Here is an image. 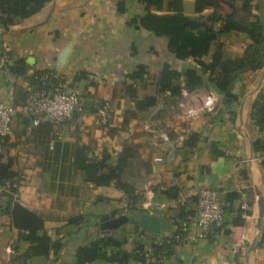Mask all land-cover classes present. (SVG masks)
<instances>
[{"label":"crops","instance_id":"1","mask_svg":"<svg viewBox=\"0 0 264 264\" xmlns=\"http://www.w3.org/2000/svg\"><path fill=\"white\" fill-rule=\"evenodd\" d=\"M191 2L184 0L187 14ZM259 2L264 22V0ZM143 12L139 0H47L34 13L0 25V52L9 64L19 62L15 70L0 69V100L20 103L27 87L39 85L37 77L77 91L84 104L73 120L33 125L22 112L13 115L11 133L0 142V162L14 173L0 183V264H74L77 246L104 234L122 240L113 251L134 253L140 245L141 258L87 264H264L257 226L259 197L264 201V126L252 115L264 94V60L240 73L227 100L210 77L178 96L159 93L164 63L175 69L197 65L192 57H175L165 37L138 26L132 16ZM220 39L228 57H240L249 42L235 30ZM139 65L142 77H129ZM208 90L216 94L213 110L185 118L180 101L187 95L198 106ZM145 95L157 101L137 111L133 98ZM103 100L110 108L104 124L94 115ZM78 148L87 158L105 155L108 165L127 152L121 177L132 186L131 196L114 182L86 181L74 163ZM204 186L221 194L226 215L220 227L201 235L193 199ZM9 199L42 216L35 234V242L48 236L42 252L28 250L30 240L3 210ZM122 212L154 215L158 230L127 221L102 233L100 223Z\"/></svg>","mask_w":264,"mask_h":264},{"label":"trees","instance_id":"2","mask_svg":"<svg viewBox=\"0 0 264 264\" xmlns=\"http://www.w3.org/2000/svg\"><path fill=\"white\" fill-rule=\"evenodd\" d=\"M46 1L0 0V25L7 26L16 19L34 13ZM139 2L144 12L132 16L137 25L151 31L156 36L165 37L167 48L175 57L179 59L192 57L197 65H185L181 69H175L164 63L158 76L157 91L159 93L166 94L165 91L168 90L169 93L166 95L178 96L183 89L191 90L198 87L204 83L205 77H210L213 86L227 100L234 97L231 88L240 73L262 66L264 22L260 13L259 0H192V14L185 13L184 0H139ZM224 5L229 10L222 12ZM157 10L164 11L157 12ZM231 30L245 33L249 38L240 57H228L224 54V42L220 39V35ZM16 63L18 65L16 64L15 67L14 64L8 62L7 67L15 70L19 67V62ZM142 69L143 66L139 65L128 76L140 79ZM33 82L40 83L37 86H30L31 88H43L50 85L49 82L40 81L37 77ZM127 91L134 97L135 89L131 84L127 86ZM261 96L260 100L254 103L252 115L260 125L264 126V94ZM133 100L134 108L137 111H143L154 105L157 97L145 95L141 98L135 97ZM103 102L104 100L98 103L94 111ZM133 114L131 111L128 113L129 116ZM126 117L127 115L124 119ZM126 154L127 152L119 154L116 163L108 165L105 155L98 160L87 158L82 148H78L74 163L83 172L86 181L95 185L114 182L118 188L131 196L132 186L121 177L123 166L126 163ZM262 163L264 164V157ZM13 175V171L8 168L7 164L0 162V183L12 178ZM3 210L10 214L11 222L20 230L21 237L30 240L28 250L34 253L42 252L46 247L48 236L43 234L40 241L35 242V234L43 226L42 216L10 199ZM121 243L120 238L112 235L97 236L89 244L77 246L74 264H87L96 258L118 262L131 256L141 258L138 256L140 245H137L134 253L113 251V247H118Z\"/></svg>","mask_w":264,"mask_h":264},{"label":"built area","instance_id":"3","mask_svg":"<svg viewBox=\"0 0 264 264\" xmlns=\"http://www.w3.org/2000/svg\"><path fill=\"white\" fill-rule=\"evenodd\" d=\"M8 62L7 55L0 52V69L7 68ZM165 92L166 94L169 93L168 90ZM209 95L216 97L214 91L208 90L201 98L198 106L190 105L187 100L188 97L185 95L180 101L183 116L187 119L196 118L197 116L186 117L187 109L201 107L203 98ZM17 111L28 117L33 125H37L42 121L73 120L82 113V98L77 91L66 89L61 82L57 81L43 88L27 87L25 97L20 103L0 100V142L10 135L12 118ZM109 111V102L104 101L94 111L96 120L104 124L109 117ZM203 112H208V110L204 109L200 114ZM145 128L148 131H155V128L148 124H145ZM163 136L167 137L165 134ZM193 200L196 208V224L201 235L223 224L226 215L225 202L216 189L204 186L194 193ZM240 206L245 207V203L242 202ZM262 237L264 241V218Z\"/></svg>","mask_w":264,"mask_h":264},{"label":"water","instance_id":"4","mask_svg":"<svg viewBox=\"0 0 264 264\" xmlns=\"http://www.w3.org/2000/svg\"><path fill=\"white\" fill-rule=\"evenodd\" d=\"M65 52V51H64ZM63 52V55H64ZM259 202V210H258V216H257V226L261 227L263 223V216H264V201L262 196L258 199ZM131 221L134 223L139 224L143 228L150 230V231H157L158 226L156 223V217L151 214L142 213L138 217H130L126 213H119L118 215L112 216L108 219L103 220L100 223L101 232L105 233L108 232L110 229L115 228L119 226L120 224Z\"/></svg>","mask_w":264,"mask_h":264},{"label":"clouds","instance_id":"5","mask_svg":"<svg viewBox=\"0 0 264 264\" xmlns=\"http://www.w3.org/2000/svg\"><path fill=\"white\" fill-rule=\"evenodd\" d=\"M217 98L214 95H209L203 98V103L201 107L197 108H188L186 111V117H196L202 112L204 109H207L211 112L216 105Z\"/></svg>","mask_w":264,"mask_h":264},{"label":"rangeland","instance_id":"6","mask_svg":"<svg viewBox=\"0 0 264 264\" xmlns=\"http://www.w3.org/2000/svg\"><path fill=\"white\" fill-rule=\"evenodd\" d=\"M227 10H229V8L227 7V6H225L224 5V7H223V9H222V12H225V11H227ZM160 11H164V10H157V12H160Z\"/></svg>","mask_w":264,"mask_h":264}]
</instances>
